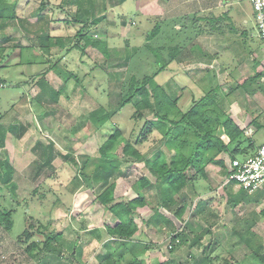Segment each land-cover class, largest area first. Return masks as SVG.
Masks as SVG:
<instances>
[{"label": "trees", "instance_id": "trees-1", "mask_svg": "<svg viewBox=\"0 0 264 264\" xmlns=\"http://www.w3.org/2000/svg\"><path fill=\"white\" fill-rule=\"evenodd\" d=\"M51 1L41 0L35 12L38 19L30 24L32 28L39 26V31L27 30L30 37L40 39L42 48H39L38 52L40 51L41 55L49 57L43 61V64L49 65V68L35 74L31 82L30 80L27 82L39 87V92L31 97L29 103L36 108H41L45 118L52 117L54 123L58 122L59 132L67 125L62 117L64 112L59 103L60 96L63 95L68 83L74 81V89L80 91L81 96L85 97L90 90V83L94 79L92 74L96 68L83 75L76 74L67 68H63L60 72L58 69L61 67L64 57L75 49H81L80 43L84 41L86 45L97 49L104 56L106 62L101 64L104 66V72L110 67H107V62L109 64L113 59L124 62L128 72L107 74L111 75L112 81L115 82L109 90L110 101L103 105L99 102L97 104L96 100V106L92 110L72 121L71 132L77 133L85 128L90 129V127L95 131L101 130L129 104H132L136 110L134 115L144 119V124L135 141L126 138L120 127H115L114 131L99 147L97 157L84 155L79 158L71 150L64 154L55 147L53 141L47 145H39L34 151L40 155V160L32 163L29 174L31 180L36 181L53 171L54 162L60 157L65 162L72 164L78 175L84 176L87 181V188L92 190L96 197L95 200L112 215L111 224H108L104 230L107 239L102 245L103 250L96 255L98 264H145L140 257L150 249V244L142 239L141 234H138L139 227L135 221L138 208H149L154 212L147 225L164 228L170 232L171 241L168 244L170 252H174L185 245H188L189 249L202 248L204 237L213 233L212 225L207 224L205 226L203 224L204 226L197 232L195 224L203 223L196 220L200 216H202V221L203 219L206 220L205 208L202 205L205 202V205L208 204L210 200L200 201L197 211L189 217L182 230H177L174 221L166 216L162 210L169 213L174 212L176 218L183 220L188 209L187 204H184L185 188L194 183L197 177L206 180L208 178L206 173L208 165L221 167L227 175L228 166L222 158L223 154H228L231 160L240 158H242L240 160H245L257 152H255V140L248 137L245 133L246 129H242L234 121L228 104L233 102L231 97L236 94L254 95L264 92V84L259 82L264 73L255 72L253 76L243 79V82L231 86L227 93L215 82L212 74L206 75L200 81L204 95L201 98H193L186 110L179 106L181 95L172 97L157 82L156 78L166 71L172 62L180 61L183 48L195 46L194 40L198 36L202 34L212 35L218 31L225 33L222 29L225 30L224 25L229 21V15L224 16L223 20L212 15L205 17L203 13H194L161 21L157 19L154 28L146 35V43L140 48H134L126 56H120L118 53L115 54L117 48L109 46L107 41L89 36L88 32L92 26L100 25L109 19L108 8L110 6L117 7L128 0H62L60 8L76 7V11L70 14H72V22L79 24L80 28L74 36L75 43L73 45L66 43V37L52 36L50 33L49 18L43 13L51 5ZM15 9L16 7L7 0H0L1 18L15 17ZM25 21L20 20V23L24 24ZM113 23H115L116 28L121 27V24H118L116 20ZM127 24V20H123L122 25ZM163 24H166L169 31H167L166 37L163 34L165 31L162 29ZM54 45L60 48V52L56 56L52 55V46ZM5 49L0 48V58L5 53ZM19 57H21L19 60L21 65L31 66L34 63L33 58L24 56L23 52ZM135 58L139 62L137 65L135 63V67H132ZM50 72L56 74L58 86L47 79ZM88 77L91 80L89 83L85 82V78L88 79ZM0 82L5 84L4 88L7 87L4 78L0 77ZM28 108L26 111H33V107L28 105ZM2 119L3 117L0 116V121ZM251 120V124L254 125L257 123L258 117H251ZM6 127L0 123V150L4 147ZM19 128H21L20 125L17 126L16 124L9 126V130L13 132ZM154 131H157L161 136L159 139L160 146L153 153H143L139 147L148 141L149 136ZM17 133L20 134V132ZM120 145H124L122 157L117 155ZM124 159L144 164L149 173V176H142L132 185L131 190L136 194L133 199L121 194L123 190L128 188L124 181L127 174V170L123 168ZM192 170L194 173L191 172ZM14 180L15 171L9 162V158L0 159V184L9 187L17 196L18 187ZM234 183L235 181H230L226 183V186L229 187L227 189L229 191V205L231 203L230 206L236 209L245 200L235 197L238 194L231 191ZM240 189L248 195H244L243 198H248L249 195L256 193H260L264 198L263 191L249 194L243 188ZM149 191L153 195L151 201L147 196ZM36 192L37 189L34 193ZM263 198L260 200L257 198L253 202L260 203L264 200ZM18 203H21L20 200ZM14 212L15 207H5L0 201V230L2 229L7 233L13 231L15 225ZM207 215L209 216V213ZM256 219L245 223L246 218L242 217L241 220L238 218L235 220V224L238 223L239 228L233 227L230 231L235 232L245 243H250L249 247L253 248L255 259L264 264L263 240L253 232ZM194 221H196L195 224H193ZM242 224H246L245 227H242L243 230H241ZM100 232L102 230L96 229L92 230L91 234L97 235ZM16 242L24 247L28 259L35 260L38 264H76L72 260H65L63 257L66 248L70 250L73 260L80 263L82 246L78 240L68 243L63 231H50L49 226L31 215L26 216L25 229L16 238ZM214 242L220 243L217 239H214ZM218 245L220 246V244L215 245L210 242L205 246L200 257L190 254L187 256V260L190 263L192 261V264H217L220 261L221 264H242L230 254L222 256L218 252ZM155 264L167 263L157 261Z\"/></svg>", "mask_w": 264, "mask_h": 264}, {"label": "rangeland", "instance_id": "rangeland-1", "mask_svg": "<svg viewBox=\"0 0 264 264\" xmlns=\"http://www.w3.org/2000/svg\"><path fill=\"white\" fill-rule=\"evenodd\" d=\"M188 1L190 3L193 2V0ZM51 2V6L44 12L52 15L54 27H57L55 30L56 34L66 37L67 44L73 45L75 43L74 36L80 28L79 24L72 22V14H70L76 11V7H66L62 9L60 8L62 0H52ZM40 3L41 0H35L32 9L37 8ZM248 5L249 2L247 0H244L241 4L250 15L252 8H249ZM230 9H233V13L235 14L237 6ZM170 11L171 9H169L165 0H128L123 5L117 7L110 6L108 8L109 19L100 25L92 26L88 34L93 38L107 41L109 46L117 48V52L115 53L114 51L116 55L118 53L120 56H126L127 53L134 48H140L146 43V35L154 28L156 21L167 19L166 17H168ZM210 12L206 13L205 16L211 15ZM125 19L128 24L123 26L122 22ZM115 20L118 24H121V27L118 26V28H116L115 23H113ZM163 25L162 29L165 31L162 32L166 37L169 31L166 24ZM251 26L252 23H250L249 27L251 28ZM200 36H198L197 39ZM197 39L194 40V43H196ZM253 40L257 48H264V43L257 37L256 33L253 36ZM80 48L79 50H73L72 53L68 55L67 61H62V65L58 71L60 72L63 68H67L76 74L83 75L92 72L91 70L96 68L95 72L92 74L94 79L92 83H90V90L85 97L81 96V93H79L80 91L78 92L74 89V81L69 82L63 91V95L60 96L59 99L61 109L64 112L62 117L65 119V122H67V125L59 132L57 129L59 123H54L53 121V124H47L49 127L46 126L47 128L45 129L51 136L54 133L57 134V148L60 151L68 152L71 150L79 158L86 154H96L98 156V148L117 126L121 128L126 138L135 141L140 135L141 127L144 124V119L137 118L136 115H134L136 110L132 104H129L101 130L95 131L90 127V129L85 128L77 133L71 132L73 127L72 121L92 110V108L96 106V100L97 104L99 102V104L101 103L103 105L110 101L109 90L115 82L112 81V76L107 74L128 72L126 64L118 59L111 60L109 64L107 62V67H110L106 69L107 72H104V66L101 64H104L106 60L102 53L92 46L86 45L84 41L80 43ZM57 50L59 51V48H52V55L55 54L56 56ZM23 54L24 56L26 55L33 58L34 66L30 67L27 64L17 65L16 63L19 59L18 54L12 56L11 59H6L0 64L1 68H3L0 73L7 82V87L0 91V116L8 117L10 114L15 113L14 110L19 113L23 110H28V105L33 107L35 111V113H31L32 115L35 114V116H32V123H29L34 125V128L28 129V133L33 134L30 135L27 133L24 136L20 135L18 139L20 145L17 144L18 142L15 138H12L10 143L15 145L13 147L10 145V147L12 149L15 147L13 150L11 149L14 153V165L20 171L14 180L17 183L18 195L16 196V193L9 189V187L0 184L1 203L8 208L11 206L15 207V225L13 231L7 233L2 229L0 230V264H38L35 260L28 259L24 252V247L16 242V238L25 229V218L27 215L34 216L43 224L49 226L50 231H63L68 243L79 241V244L82 246L80 263L73 260L70 250L67 248L64 249L63 254L65 260H72L76 264H98L96 255L99 251L103 250L102 245L107 239L104 230L105 227L112 222V215L95 200L96 197L92 190L87 188V181L84 176L78 175L75 168L72 167V164L65 162L61 157L56 160L53 171L36 181L30 180V176L26 175V173H22L23 168L25 171H28L32 166V159L29 161L26 160L30 158L31 151L27 150L26 152L25 150L32 146L29 138L35 137L37 133L40 135L39 126H42L40 122L42 117L39 116V114L43 113H37L36 111H40L41 109L29 103L31 98L28 97L29 86H26V83L29 82V80L31 81L32 77L40 73L44 67L42 64H39L41 58H39L36 48H24ZM46 58L49 57L46 56ZM138 62V59L136 60L135 58L132 67H135V63L137 65ZM137 72L139 73L140 71ZM156 80L165 88L166 92L174 98L179 95L181 90H185L184 93L182 92L183 100L180 99L179 106L181 109H188L192 99V87L195 89V86H192L190 82L185 84L183 80H180L179 83H172L166 71L159 74ZM85 82H91L90 78H85ZM53 83L56 86L59 85L57 81ZM196 86L199 87L200 85L197 84ZM30 88L36 90L35 84ZM80 88L82 89V87ZM194 95L195 97H199L196 92H194ZM116 99L117 97L113 101L115 102ZM149 118H152V116H149ZM250 121L252 122V120ZM250 121H247L244 125L248 123V126L252 125ZM254 136L257 146L261 144L264 145V128L257 131ZM160 137V134L154 131V133L149 136L148 141L144 142L139 149L143 153H153L160 146ZM46 138L50 137L47 136ZM123 146L124 145H120L118 147L117 155L119 157L123 156ZM20 151L24 152L23 157L16 159L19 157L17 154L20 153ZM0 157V159H2L4 156L0 154ZM123 168L127 170L124 181L125 186L128 188L123 190L121 194H124L126 197H134L135 193L131 190L132 185L143 175L149 176V173L146 171L144 164H138L136 162L125 163ZM207 168L211 170L214 166L210 164ZM221 171L224 172V170ZM191 172L194 173L193 170ZM209 173L211 176L209 180L205 181L202 177H197L194 185L189 184L185 188V192H187L188 195V209L183 220L176 218L174 212L169 213L162 210L166 216L174 221L177 230H182L189 217L197 211V206L200 204L201 199H211V210L215 212L217 217L214 215L208 220L210 222H215L211 227L213 233L204 237V246L202 248L195 247L189 249L188 245H185L179 247L174 252H170L168 250V244L171 241L170 232L164 228L157 229L155 226L151 227L147 225L153 216L154 212L152 210L149 208L137 209L135 221L139 227L138 234H141L142 236H140L142 239L150 244V249L140 257L145 264H155L157 261H165L167 264H192V261L190 263L187 260V256L191 254L200 257L203 249L210 242L215 245L220 244V246L218 245L219 248L215 247L218 248V252L222 256L230 254L236 261L242 264H261L260 260L255 259L254 252L252 251L253 248L249 247L250 243H245L241 240V237L230 230L233 228L232 226L238 218L239 220H241L242 217L246 218V220L248 219L245 223L255 220L256 217L260 215L261 211L264 210V200L260 203H254L253 201L257 198L260 200V198L263 197L260 193H256L249 195L248 198H243L244 195L247 194L241 191L240 186L235 182L233 184L234 192L238 190L235 193L238 195L235 197L245 201L236 209H233L230 206L232 204L230 203L229 205V197L225 193V190L229 188L225 183L226 174L223 176H214V172L209 171ZM36 189L37 192L34 193ZM147 194L151 201L153 196L152 193L149 191ZM18 200H20V204ZM257 222L253 232L260 237H264V217H260ZM195 223L196 221L193 222V224ZM203 223L207 226V223ZM203 223L195 224L197 232L204 226ZM243 226L245 227L246 224H242L241 228ZM238 228L237 226V229ZM96 229L99 231L102 230V232L97 235H92V230ZM241 230H243V228ZM214 239L219 240L220 243L214 242ZM217 264H221V261L220 263L217 262Z\"/></svg>", "mask_w": 264, "mask_h": 264}, {"label": "crops", "instance_id": "crops-1", "mask_svg": "<svg viewBox=\"0 0 264 264\" xmlns=\"http://www.w3.org/2000/svg\"><path fill=\"white\" fill-rule=\"evenodd\" d=\"M7 1L16 7L15 9L16 16L6 17V18L0 17V48H6L5 53H3L2 57L0 58V64H2L6 59H11L12 56H15L17 54L20 56L24 48L26 49L36 48L37 51L40 50L39 48H42L40 39L37 37H30L27 31L29 29H32L33 32L39 31V26L35 28H32L30 26V24H33L38 19L37 15H35V12L38 9L39 5L37 8L32 9L33 8L32 5H34L35 0H7ZM243 1L244 0H193L192 3H190L188 0H168L166 1L169 6V9H171L168 17H166L167 19L179 18L181 16L191 15L194 13L206 14V13H209L210 11H212L210 13L212 16H215V18H219V19L221 18V20H223L224 16L226 15L227 16L229 15V18H230L229 21L224 25L225 30L222 29V31H224L225 33H222V32L219 33L218 31L212 35L202 34V36H200L197 39L195 46L191 48L189 47L185 49L183 48V54L181 55L182 59L180 61L172 62L166 69L168 78L172 83L174 82L179 83L180 80H183L185 84L187 82H190L192 86L196 87L195 88L196 90L192 87L193 89L192 99L195 98L194 92H196L199 95V97L197 98H201L204 95V91L202 90V88L200 86L197 87L196 85L197 84L200 85V81L206 75L212 74L214 76L215 82L219 86H221L222 89L227 93L229 92L231 86L243 82V79L253 76L255 72L264 73V48H257L253 40V36L255 35V33L257 34L256 23L255 25H253L252 23V21L255 20L254 10L252 8L251 14L249 15L246 8L241 6ZM247 1L251 3L250 0H247ZM234 6H237L235 14L233 13L234 10L230 9V8H233ZM43 14L45 16H48L49 18V21H50L49 30H50L51 35L60 36V34H56L55 30L57 29V27H54L55 25L53 23L52 15H50V13H45V12ZM20 20L22 21L26 20V21L24 22V24H21ZM250 23H252L251 28L249 27ZM257 37H258V34H257ZM52 47L59 48L58 46H55V45ZM59 52H60V48L57 54ZM71 53H69L68 55H70ZM68 55L64 57L63 61H67ZM20 58L21 57H19L18 62L16 63L17 65H21L19 64ZM39 58H41V61L39 64H42L44 66L43 70L49 68V65L43 64V61L45 59L47 60L46 55L43 56L41 55V52H40ZM32 66L34 65H31L30 67ZM1 69L3 68H1V65H0V71ZM211 71H213L214 73ZM0 77L3 78L1 73H0ZM56 78L57 77L54 72H50L47 75V79L52 84H54L53 82H56ZM259 82L264 84V75L262 76ZM27 85L29 86L28 87L29 88L28 90L29 98L33 97L36 94V92H39V87H36V90H33L34 88L32 89L30 88L32 86L31 83L29 84L26 83V86ZM184 91L185 90H181V92H179L178 96L181 95V100H183L182 92L184 93ZM192 99H191V102H192ZM231 100L233 102L228 104V108H229L232 118L239 125V127H241L242 129L244 128L246 129L245 133L248 137H252L254 139L255 133L264 128V92H261V93L259 92L254 95H249V94L243 95L239 93V94H236L234 97H231ZM14 112L15 113L10 114L8 117L1 115L3 119L2 121H0V123L7 127L4 133V136H5L4 137L5 138L4 147L2 150H0V154L4 156L3 158H9V162L14 168L15 177H16V175L19 174L20 171L14 165L15 160L13 157L14 153L12 152V150L15 147L13 149L11 147L15 145L10 144L11 139L15 138V140H17L18 142L17 144H19L20 143L18 140L20 138L19 136L26 135L28 131L30 130V128L32 129L34 128V125H31L29 123H32V116H35V114L32 115L31 113L33 112L35 113V111L33 110V111L28 112L26 110H23L22 112L19 113L14 110ZM36 112L39 113L43 111L41 109L39 112L38 111ZM39 116L42 117L40 119L42 126L41 125L39 126L40 135H38L37 133L35 134V137H32V138L30 137L29 140L32 146L25 150L26 152L27 150L31 151L30 158L26 160L29 161L30 159H32L33 162H35L36 160H40L39 158L40 155L34 151V149L37 146L39 145L42 146V144L47 145V144H50L51 141H53L55 144V147L57 148V141H56L57 134L54 133L51 136V134H49L48 131H45V129L49 127L47 124H53L52 117L45 118L43 114L41 113L39 114ZM251 117H258L257 123L254 125L252 124L250 126H248L249 123L244 125L245 123H247V121L251 120ZM15 124L17 126L20 125L21 128H19L18 130H15L14 132L10 131L9 126L15 125ZM57 129H58V126H57ZM17 132H20V134H18ZM47 136L50 137L51 139L46 138ZM10 145L12 146L10 147ZM261 145H258V146L256 145L255 152L258 150V148ZM66 152L67 151H64L63 153H66ZM23 154L24 152L20 151V153L17 154V156L19 157H17L16 159L23 157ZM89 155L92 157H97L96 154H93V155L88 154V156ZM222 158L224 159L227 166H229L228 162H230L231 157L228 154H224L222 155ZM32 161L31 163H33ZM124 161L125 163L133 162V161L126 160V159H124ZM55 162L54 164H56ZM213 166L214 168L212 169L210 168L211 170L206 168L208 180L211 177L209 171L214 172L213 174L214 176H217V175L223 176L225 174V171L224 172L221 171L224 169H222L219 166H215V165ZM22 173H26V175L29 176L31 171L30 170L25 171V169L23 168ZM225 178H226V175H225ZM207 179L206 180L204 179V180L207 181ZM30 180H31V177H30ZM191 185H194V183H191ZM185 191H184V194H185L184 204H187L188 195H187V192ZM231 191L234 192V189H232ZM225 193L226 195H228L229 191L225 190ZM135 197H136V194L134 197L127 196V198L129 199H133ZM201 200L211 201V199H207V198H204ZM205 203L202 205V207L204 206L205 208L204 216L206 218V220L203 219V222L213 225V223L215 222H210L208 220L210 217L214 215L217 217V215L215 214L213 210H211V203L208 202V204L206 205ZM208 213H209V216L207 215ZM260 217H264L263 211H261L260 215L256 217L257 220ZM201 218L202 216L198 217V219L196 220L202 222ZM257 220L255 222V225L253 226V229L258 223ZM232 227H237V225L233 224ZM157 229H161V228L157 227ZM261 238L263 239V243H264V237H261Z\"/></svg>", "mask_w": 264, "mask_h": 264}, {"label": "built area", "instance_id": "built-area-1", "mask_svg": "<svg viewBox=\"0 0 264 264\" xmlns=\"http://www.w3.org/2000/svg\"><path fill=\"white\" fill-rule=\"evenodd\" d=\"M261 12H264V8L260 9L259 11L254 10L257 34L259 39L264 41V28L260 27V21L257 20V17ZM4 87L5 84L0 82V90ZM262 148H264V145H261L254 155L246 158L245 160L230 159L225 183L235 181L238 183L240 188H243L249 194L260 191L264 192V172H261L259 175H257L261 168H264V160H261L260 157V149ZM253 163L258 164L259 166L253 167Z\"/></svg>", "mask_w": 264, "mask_h": 264}, {"label": "clouds", "instance_id": "clouds-1", "mask_svg": "<svg viewBox=\"0 0 264 264\" xmlns=\"http://www.w3.org/2000/svg\"><path fill=\"white\" fill-rule=\"evenodd\" d=\"M254 10L259 11L260 9L264 8V0H251V3H249L248 7L253 8ZM257 20L260 21V27L264 28V12H261L260 15L257 17ZM253 25H255L256 21H252ZM227 142V141H226ZM260 157L261 160H264V148L260 149ZM259 165L256 163H253V167H258ZM261 172H264V168H261L260 172L257 173L259 175Z\"/></svg>", "mask_w": 264, "mask_h": 264}]
</instances>
